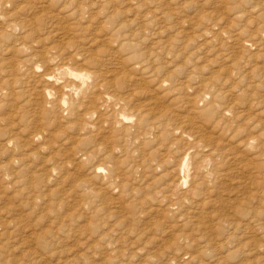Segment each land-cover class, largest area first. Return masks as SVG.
I'll use <instances>...</instances> for the list:
<instances>
[{"label":"rangeland","instance_id":"rangeland-1","mask_svg":"<svg viewBox=\"0 0 264 264\" xmlns=\"http://www.w3.org/2000/svg\"><path fill=\"white\" fill-rule=\"evenodd\" d=\"M0 2L1 254L35 227L70 264H264V0ZM56 65L107 83L99 112L62 108Z\"/></svg>","mask_w":264,"mask_h":264},{"label":"bare ground","instance_id":"bare-ground-1","mask_svg":"<svg viewBox=\"0 0 264 264\" xmlns=\"http://www.w3.org/2000/svg\"><path fill=\"white\" fill-rule=\"evenodd\" d=\"M4 5H5V3L0 2V7H2ZM12 21H10L9 23H11ZM14 25H18V24L14 23ZM65 26H66L65 28H67V25H65ZM68 28L70 29V27H68ZM67 31L68 30H66V29L64 30L65 34L67 33ZM56 66H57V69L48 68L45 72H43V77H44L45 82L50 84L54 89L57 86L59 87V89L57 91H58L59 97L61 96V99H62L61 100L62 108L66 107V108H69V110L70 109L71 110H74V109L78 110V107H84V106H87V105H95V107H97L98 112H99V107H98L99 104L96 102V100L94 98L86 96V92L90 91L93 94L99 95V94H101V90H100L99 86L101 87L102 85H105L107 83H96V84L93 83L94 77L92 76L91 73L85 72L86 70H84L82 72H80V71L75 72L77 70L76 68H75L76 70L73 71V70H70L69 68H64L63 66H59V65H56ZM50 67H51V65H50ZM52 67H55V66H52ZM58 70L60 72H57ZM3 77H0V78L3 79ZM7 77H6V79H7ZM0 82H1V80H0ZM7 87H9V86H7ZM6 89L7 88H5L4 90H6ZM45 89L48 91L47 88H45ZM54 89H53V91H54ZM14 90H16V89L14 88L13 91ZM43 91H44V89H43ZM49 91H52V90H49ZM79 93H83V94L82 95H78ZM45 95H46V93H45ZM1 97H3V96L1 95ZM56 103L57 102H55V105H56ZM58 105H60V104H58ZM76 113L78 114V112H76ZM77 114H75V115H77ZM79 117H81V116H79ZM126 119H129V118H127V117L125 119L122 118L120 123L121 122H125ZM121 128L123 130H125V132H128L130 126L125 123V124L122 125ZM37 136H39V135L37 134ZM105 148L106 149L109 148V150H108L109 152L112 150L111 147H105ZM93 155L94 154H90L88 156L92 157ZM140 165L137 164L135 166V169L138 168ZM191 165H192V163L188 160L187 155H186L183 158L181 163H179L176 166H174V168L171 171H167L165 173V175H164V178L166 179V181H168L166 189L168 190L169 188H172V190H173L172 192L174 193V195H180V193H182V194L185 193V191H183V189L185 190V185H186L188 179L191 177V174H192L191 173V170H192ZM94 171H95L96 174L102 175V174H104L102 172H104L105 169L102 166L98 165V166H96ZM105 176L114 177L115 175L112 174V173H108L106 171L105 172ZM189 190H188V192H189ZM25 230L26 229L24 228L23 232ZM42 230L43 231H41V233H38V235H37V232H36L37 228H35V227H32L29 230H26L25 232H27V231H29V232L27 233V235H24L25 239H27V242H26L27 244H26V247H25V251H20V250H17L16 248H13L12 250H10V253L7 254V255H3V254L0 253V264H42L45 260L54 261V258H52V257L48 258V255H47L46 258L42 259V254L45 255V253H46L45 249L49 250L50 252H53V250H56L55 252H53V254H55L59 258L58 262H60V260L62 258V256H61L62 255V251L58 250V247L64 246V244H63L64 243V239H60V233H61L62 229L61 230H57V232L51 231V230H44V229H42ZM52 230H54V229H52ZM12 232L13 231H8L7 230V232H5L4 234H10L11 235ZM102 233H104V232H101V234ZM104 234H106V232ZM107 236H109V234H107ZM16 237H17V235H16ZM48 237L52 239V244H50L49 246L47 244V243H49L48 242ZM104 238H105V235L102 236V238H101V240L99 242H101ZM37 242H42L43 243V247L45 249H41L39 251L37 249V246H36ZM94 243H96V242H94ZM13 245H9V243L8 244H2L0 246V248L7 247V248L10 249ZM81 245H82V243H81ZM88 246L90 247V244ZM65 251L63 253H65ZM19 253H26V259L24 257H22V256H19L20 255ZM71 253L74 255L73 252H71ZM71 253L64 255V257L66 256V258H67L64 261L61 260V261H63L64 264H66V263L70 264L71 262H73L75 260V258H71L70 257V255H72ZM77 255H78V253H77Z\"/></svg>","mask_w":264,"mask_h":264}]
</instances>
